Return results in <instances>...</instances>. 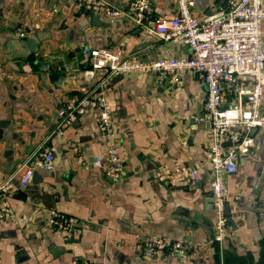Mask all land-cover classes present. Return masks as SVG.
Here are the masks:
<instances>
[{
  "label": "crops",
  "instance_id": "0c3cea01",
  "mask_svg": "<svg viewBox=\"0 0 264 264\" xmlns=\"http://www.w3.org/2000/svg\"><path fill=\"white\" fill-rule=\"evenodd\" d=\"M104 1L120 16L81 9L79 0H0V187L41 145L55 147L53 168L35 170L41 182L22 188L15 179L0 193V264H264V126L225 178L229 229L214 242L206 230L216 221L210 127L194 72H132L104 84L123 165L117 179L94 166L96 158L106 162L107 145L93 112L56 132L58 110L91 84L82 73L89 60L74 50L120 46L129 59L143 61L190 56L183 42L161 40L137 24L134 0ZM192 1L202 20L228 0ZM150 5L153 16L175 13L174 0ZM261 35L264 46V22ZM234 101L226 95L224 105ZM178 166L196 169L199 179L188 186L159 179L162 169ZM52 211L77 223L55 231ZM150 236L184 240L187 257L144 258Z\"/></svg>",
  "mask_w": 264,
  "mask_h": 264
},
{
  "label": "built area",
  "instance_id": "2783aa9c",
  "mask_svg": "<svg viewBox=\"0 0 264 264\" xmlns=\"http://www.w3.org/2000/svg\"><path fill=\"white\" fill-rule=\"evenodd\" d=\"M174 3L175 13L169 16H153L150 0H134L131 11L137 24L145 27L151 35L164 41L183 42L188 46L190 56L143 61L129 59L120 46H83L82 54L89 63L82 73L91 84L83 87L80 97L71 98L58 110L56 132H61L86 112H93L96 127L107 145L106 162L96 158L94 166L103 169L108 179H117L123 165L113 135L110 108L102 90L104 84L116 73L153 72L164 76L183 70L194 72L205 92L203 115L210 127L211 145L207 156L212 181L209 193L216 221L206 230L214 234V242H221L229 229L228 218L224 214L225 178L236 171L238 158L248 153L253 143L249 132L264 126L261 112L264 93V46L261 35L264 4L263 0H228L218 12L201 20L191 11L192 0H174ZM78 7L101 11L110 17L121 14L104 0H79ZM226 95L235 99L227 106L224 105ZM239 138L241 142L234 144ZM225 143L229 146L225 147ZM54 157L55 147L41 145L36 155L26 157L21 162L18 171H25L18 185L27 187L38 167L51 170ZM159 179L171 185L178 182L181 186H188L199 179V173L196 169L178 166L169 171L162 169ZM14 180L15 174L0 187V193L9 188ZM51 215L49 222L55 231H70L77 223L75 218L56 211H52ZM163 253L184 260L188 247L184 240L171 241L161 236L144 239V258L151 259ZM83 264L103 263L89 261Z\"/></svg>",
  "mask_w": 264,
  "mask_h": 264
},
{
  "label": "water",
  "instance_id": "95a60500",
  "mask_svg": "<svg viewBox=\"0 0 264 264\" xmlns=\"http://www.w3.org/2000/svg\"><path fill=\"white\" fill-rule=\"evenodd\" d=\"M144 46V45H143ZM143 46H139V48L137 49V47L134 49L135 51L136 50H139L141 48H143ZM82 51V48H78L77 50H74L72 53L75 54V53H79ZM61 66V64H58ZM55 68V66H54ZM123 74H120V73H116V74H113L110 78H109V81L107 82L106 86L109 85L110 83L113 84L115 83L117 80H119L120 78H122ZM80 97V96H78ZM257 130L256 129H252L250 132H249V136H253V134L256 132ZM241 142V138H239L236 142H234V144H239ZM224 146H229V144L225 143ZM24 169L20 170L18 173H17V176H16V180H19L22 176V174L24 173ZM35 178L37 179L36 182H41V179L38 175V173L34 172L33 173V181L35 180ZM224 214L227 216L228 215V212H227V206L225 205L224 206Z\"/></svg>",
  "mask_w": 264,
  "mask_h": 264
}]
</instances>
